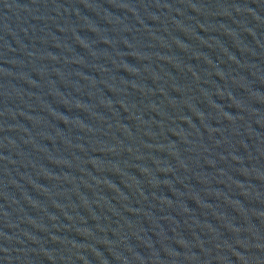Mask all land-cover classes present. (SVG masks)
Segmentation results:
<instances>
[{
    "label": "water",
    "instance_id": "95a60500",
    "mask_svg": "<svg viewBox=\"0 0 264 264\" xmlns=\"http://www.w3.org/2000/svg\"><path fill=\"white\" fill-rule=\"evenodd\" d=\"M262 237L264 0H0V264Z\"/></svg>",
    "mask_w": 264,
    "mask_h": 264
}]
</instances>
